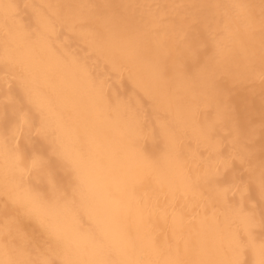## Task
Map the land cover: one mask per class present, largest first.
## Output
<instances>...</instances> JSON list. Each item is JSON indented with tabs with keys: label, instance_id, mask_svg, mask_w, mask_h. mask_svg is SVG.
Here are the masks:
<instances>
[{
	"label": "bare ground",
	"instance_id": "obj_1",
	"mask_svg": "<svg viewBox=\"0 0 264 264\" xmlns=\"http://www.w3.org/2000/svg\"><path fill=\"white\" fill-rule=\"evenodd\" d=\"M0 264H264V0H0Z\"/></svg>",
	"mask_w": 264,
	"mask_h": 264
}]
</instances>
